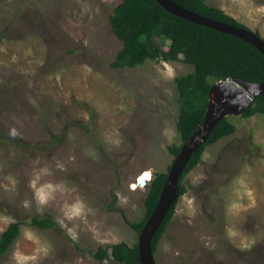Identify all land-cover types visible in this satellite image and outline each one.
Instances as JSON below:
<instances>
[{
	"label": "rangeland",
	"instance_id": "1",
	"mask_svg": "<svg viewBox=\"0 0 264 264\" xmlns=\"http://www.w3.org/2000/svg\"><path fill=\"white\" fill-rule=\"evenodd\" d=\"M207 3L264 39V0ZM119 4L0 0V181L9 174L18 181L15 190L0 187V214L24 223L0 264H14L17 245L31 253L35 245L23 238L25 228L52 245L41 264H121L111 255L99 261L93 254L101 247L139 243L133 225L145 219L147 194L139 177L150 171V183L156 174L169 173L175 159L169 149L181 144L175 80L193 66L148 61L137 68H111L122 48L110 23ZM229 119L236 133L209 146L184 179L187 193L159 243L157 264H264V116ZM44 167L52 172L44 182L63 183L72 191L58 192L40 212L29 182ZM238 176L253 190L254 204L238 217H227ZM185 197L195 198L193 212ZM77 198L89 211L69 222L77 230L75 239L59 224L49 230L27 224L32 217L57 222L63 205ZM227 226L254 244L236 246Z\"/></svg>",
	"mask_w": 264,
	"mask_h": 264
},
{
	"label": "trees",
	"instance_id": "2",
	"mask_svg": "<svg viewBox=\"0 0 264 264\" xmlns=\"http://www.w3.org/2000/svg\"><path fill=\"white\" fill-rule=\"evenodd\" d=\"M174 1L204 17L252 31L224 10L210 6L208 0ZM110 23L115 36L122 42V48L111 63V68H137L148 61H181L193 66L191 73L175 80L179 104L177 128L181 144L170 147L174 157L178 156L183 144L203 122L210 103V92L216 83L230 77L251 83L264 82V55L259 50L232 35L179 18L166 11L156 0H120L110 17ZM255 33L262 37L258 31ZM256 115L264 116V95L258 97L242 117ZM236 130L229 117L224 118L189 161L180 180L179 199L169 210L153 239L152 250L155 255L180 198L187 193L184 179L201 163L209 146L235 134ZM167 176L168 173L156 174L147 186L145 219L133 225L139 234L157 206ZM23 224L15 222L1 234L0 256H4L15 243ZM27 224L41 230L59 229L58 223L49 217H32ZM109 255L121 264H141L138 244L129 246L120 243L110 250L101 247L93 254L99 261Z\"/></svg>",
	"mask_w": 264,
	"mask_h": 264
},
{
	"label": "water",
	"instance_id": "3",
	"mask_svg": "<svg viewBox=\"0 0 264 264\" xmlns=\"http://www.w3.org/2000/svg\"><path fill=\"white\" fill-rule=\"evenodd\" d=\"M156 1L171 14L191 23L232 35L249 43L264 55V39L254 31L204 17L186 9L174 0ZM262 95H264V82L251 83L235 77L220 81L212 87L205 118L183 144L178 156L175 157L157 206L140 232L138 249L141 264H157L152 250V242L169 210L179 199L180 180L193 155L203 146L221 120L231 116H242L253 102ZM148 185L149 181L143 175L139 177L140 187H147Z\"/></svg>",
	"mask_w": 264,
	"mask_h": 264
},
{
	"label": "clouds",
	"instance_id": "4",
	"mask_svg": "<svg viewBox=\"0 0 264 264\" xmlns=\"http://www.w3.org/2000/svg\"><path fill=\"white\" fill-rule=\"evenodd\" d=\"M264 12V8L260 9ZM168 135V132L165 133ZM15 135V132H13ZM109 143L112 145H118L119 140L114 138H109ZM58 168L63 166L58 164ZM52 175L51 169L44 167L34 172L32 179L29 182V187L32 190L33 196L40 206L38 211L43 212L44 209L56 199V194L65 193L72 191L67 187L66 184H54L52 182H44V177ZM18 185L16 177L12 174L3 177L0 181V187L5 190H15ZM233 199L226 205L225 213L227 217H238L242 211L246 210L254 204V192L247 184L243 176H238L233 181L232 189ZM247 199L249 202L247 205L244 201ZM186 203L188 205V211H194L195 198L185 197ZM25 207H30L31 202L25 201ZM88 205L83 199L77 198L74 202L65 203L61 208L62 218H57V223L60 227L67 231L68 235L73 239L77 236V230L75 227H70L69 222L77 219H83L88 213ZM181 209H177L179 213ZM15 223V218L0 214V233L5 229L4 226ZM226 235L230 242L236 244V246L247 249L254 244V240L248 236H245L238 228L235 226H227ZM23 238L31 242L35 247L32 249L31 253L25 252L21 246L17 245L12 253V260L14 264H41V260L47 258L52 251V245L44 240L34 232L31 228H25L22 231ZM238 242V243H237Z\"/></svg>",
	"mask_w": 264,
	"mask_h": 264
},
{
	"label": "bare ground",
	"instance_id": "5",
	"mask_svg": "<svg viewBox=\"0 0 264 264\" xmlns=\"http://www.w3.org/2000/svg\"><path fill=\"white\" fill-rule=\"evenodd\" d=\"M143 176H144L148 181L152 178V177H151V173H150V171L145 172V174H144ZM137 187H138L137 184H134V185H133V188H134V189H137Z\"/></svg>",
	"mask_w": 264,
	"mask_h": 264
}]
</instances>
